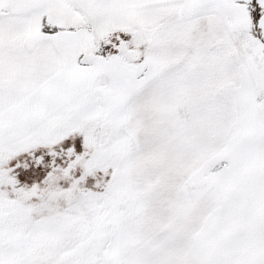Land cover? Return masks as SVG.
Wrapping results in <instances>:
<instances>
[{"label": "snow or ice", "instance_id": "6c2138e0", "mask_svg": "<svg viewBox=\"0 0 264 264\" xmlns=\"http://www.w3.org/2000/svg\"><path fill=\"white\" fill-rule=\"evenodd\" d=\"M0 264H264V0H0Z\"/></svg>", "mask_w": 264, "mask_h": 264}]
</instances>
